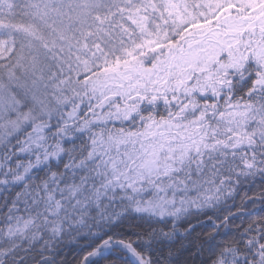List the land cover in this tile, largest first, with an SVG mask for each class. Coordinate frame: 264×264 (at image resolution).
Masks as SVG:
<instances>
[{
    "label": "snow or ice",
    "instance_id": "1",
    "mask_svg": "<svg viewBox=\"0 0 264 264\" xmlns=\"http://www.w3.org/2000/svg\"><path fill=\"white\" fill-rule=\"evenodd\" d=\"M0 264H264V0H0Z\"/></svg>",
    "mask_w": 264,
    "mask_h": 264
}]
</instances>
